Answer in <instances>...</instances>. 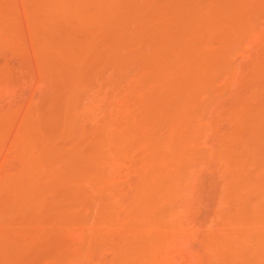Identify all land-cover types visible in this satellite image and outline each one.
<instances>
[{
    "label": "rangeland",
    "instance_id": "obj_1",
    "mask_svg": "<svg viewBox=\"0 0 264 264\" xmlns=\"http://www.w3.org/2000/svg\"><path fill=\"white\" fill-rule=\"evenodd\" d=\"M84 1L0 0V264H252L264 0Z\"/></svg>",
    "mask_w": 264,
    "mask_h": 264
},
{
    "label": "bare ground",
    "instance_id": "obj_2",
    "mask_svg": "<svg viewBox=\"0 0 264 264\" xmlns=\"http://www.w3.org/2000/svg\"><path fill=\"white\" fill-rule=\"evenodd\" d=\"M46 1H47V0H46ZM83 1H84V0H54V3H53V2L50 3V6H51V4H53V9H54V10H53L52 12L54 13V15H55V13H56L57 15H62V16H64L63 19H65V17H69V18L72 17V18H73V17H75V16H78V13H79V6H80V4H81ZM84 2H85V1H84ZM46 3H47V2H46ZM47 4H49V1H48ZM47 4H45V5H47ZM99 4H100V3H99ZM108 5H109V4H108ZM110 5H111V4H110ZM85 6H86V5H85ZM46 7H47V6H46ZM110 7H111V6H110ZM112 7H113V6H112ZM51 8H52V7H51ZM44 9H46V8H44ZM50 12H51V11H50ZM81 13H82V12H81ZM84 14H85V13H84ZM81 16H82V15H81ZM72 18H71V20H72ZM79 18H80V17H79ZM79 18H78V19H79ZM82 19H83V18H82ZM56 20H57V19H56ZM58 21H59V20H58ZM83 22H84V21H83ZM66 44H67V43H65V45H66ZM63 46H64V45H63ZM69 47H70V46H69ZM64 48H65V47H64ZM66 49H67V48H66ZM56 50H58V49H56ZM69 51H70V50H69ZM72 55H73V54H72ZM73 57H74V56H73ZM156 108H157V107H156ZM161 108H162V107H161ZM153 109H155V108H153ZM158 109H159V108H158ZM155 110H156V109H155ZM163 110H164V109H163ZM160 111H162V110H160ZM160 111H158V112H160ZM154 112H155V111H154ZM154 112H152V113H154ZM163 112H167V110H166V111L164 110ZM163 112H162V117H161V118H163V116H164V115H163ZM155 114H157V113H155ZM160 114H161V112H160ZM160 114H159V115H160ZM164 114H165V113H164ZM153 115H154V114H153ZM157 115H158V114H157ZM157 115H156V118H157ZM151 117H153V116L151 115ZM151 117H150V118H151ZM158 117H159V116H158ZM164 117H165V116H164ZM159 119H160V118H159ZM163 119H164V118H163ZM167 143H168V142H167ZM170 143H171V141H170ZM170 143H168V144L170 145ZM173 143H174V142H173ZM171 144H172V143H171ZM164 145H165V144H164ZM169 145H168V146H169ZM172 145H173V144H172ZM168 146H167V147H168ZM170 146H171V145H170ZM170 146H169V147H170ZM164 148H166V145L164 146ZM228 148H229V147H228ZM228 148L226 147V149H228ZM167 149H168V148H167ZM167 149H166V150H167ZM169 149H170V148H169ZM169 149H168V150H169ZM171 149H172V148H171ZM175 149H177V148H175ZM175 149H174V151H175ZM229 149H230V148H229ZM158 150H160V149L157 148V151H158ZM166 150H165V151H166ZM153 151H154V150H153ZM158 152L160 153V151H158ZM158 152H156V153H158ZM177 152H179V151H177ZM224 152H225V151H224ZM161 153H162V154L160 155V158H157V157H156V159L159 160V161H158V164H159V162H160V164H161V159H163V158H164V160L166 159V161L170 160V158L168 159V158L163 157V152H161ZM170 153H171V152H170ZM180 153H181V152H180ZM164 155H165V154H164ZM161 157H162V158H161ZM166 157H167V156H166ZM221 157H223V156H221ZM148 158H151V159H152L151 162H149V160H148L149 165H150V163H152V161H153L154 159H153L152 157H148ZM230 158H231V157H230ZM167 159H168V160H167ZM164 160H163V162H162L163 164H164ZM171 160H172V159H171ZM148 162H147V163H148ZM153 162H154V161H153ZM156 162H157V160H156L154 163H156ZM169 162H170V161H169ZM166 163L168 164V162H166ZM163 164H161V165H163ZM167 164H164V165L167 166ZM152 165H154V164L152 163V164H151V167H152ZM161 165H160V166H161ZM156 166H157V168L159 167V165H156ZM156 166H154V168H155ZM146 167H148V166H146ZM151 167H150V169H151ZM161 167L163 168L164 166H161ZM161 167H159V169H161ZM241 168H242V167H241ZM243 168H244V167H243ZM146 169H147V168H146ZM146 169H145V170H146ZM159 169H158V170H159ZM165 169H166V168H165ZM147 170H148V169H147ZM151 170H152L151 172H153L154 169H151ZM155 170H156V169H155ZM155 170H154V172L157 171V170H156V171H155ZM237 170H239V169H237ZM240 170H242V169H240ZM160 171H161V170H160ZM143 172H144V170H143ZM143 172H142V173H143ZM154 172H153V173H150V172H149V173H150V175H151V174H154ZM158 172H159V171H158ZM158 172H156L157 174H159L158 176H160V177H161V176H162V177L165 176V175H163V174L161 175V174H160L161 172H160V173H158ZM146 173H147V172H146ZM146 173H145V174H146ZM157 174H156V175H157ZM154 175H155V174H154ZM154 175H153L152 177H154ZM244 175H246V174H244ZM142 176H143V175H142ZM144 176H145V175H144ZM144 176H143V178H144ZM147 176H148V175H147ZM158 176H155V177H158ZM246 176H247V175H246ZM149 177L151 178V176H149ZM160 177H158V178H160ZM164 178H165V177H164ZM240 178H241V177H240ZM247 178H249V177H247ZM147 179H149V178H146V181H147ZM155 179H156V178H155ZM161 179H163V178H161ZM257 179H258V178H257ZM142 180H144V179H142ZM151 180H152V178H151ZM156 180H157V179H156ZM156 180H155V181H156ZM241 180H242V179H241ZM153 181H154V180H153ZM155 181H154V182H155ZM159 181H160V180H159ZM161 181H162V180H161ZM164 181H165V179L163 180V182H164ZM246 181H247V180H246ZM258 181H259V180H258ZM143 182H144V181H143ZM163 182H161V183L164 184ZM144 183H145V182H144ZM155 183H158V181L155 182ZM166 183H167V181H166ZM166 183L164 184L165 186L163 185V186L165 187V189L167 188ZM250 183H251V182H250ZM162 184L159 183V185H161V186H162ZM243 184H245V182H244ZM243 184H242V185H243ZM144 185H145V184H144ZM246 185H247V184H246ZM249 185H250V184H249ZM253 185H254V183H253ZM253 185H251V186L254 187ZM140 186H141V185H140ZM152 186H154V184H153ZM234 186H235L234 188H236L237 185H234ZM142 187H144V186H142ZM164 187H163V188H164ZM163 188L161 189L162 192L164 191ZM244 188H245V187H244ZM247 188H248V187H247ZM250 188H251V187H250ZM248 189H249V188H248ZM251 189H252V188H251ZM254 189H255V188H254ZM145 190H146V188H145ZM158 190H159V189H158ZM236 190H237V189H236ZM238 190H239V189H238ZM245 190H246V188H245ZM245 190H244V191H245ZM260 190H261V189H260ZM152 191H153V190H152ZM147 192H148V194H149V191H148V190L145 191L144 193L146 194ZM251 192H252V191H251ZM225 193H227V192H225ZM236 193H237V192H236ZM145 194H144V195H145ZM155 194H156V193H155ZM159 194H160V193H159ZM159 194H158V195L156 194L155 196L158 197ZM164 194H165V191H164ZM164 194H163V195H164ZM223 194H224V193H223ZM223 194H222V195H223ZM254 194H255V193H254ZM153 195H154V193H153ZM161 195H162V194H161ZM166 195H168V193H166ZM166 195H165V196H166ZM222 195L220 196V198L222 197L221 199L224 200V199H223L224 196H222ZM249 195H250V194H249ZM145 196H146V195H145ZM147 197H148V196H147ZM159 197H160V196H159ZM166 197H167V196H166ZM162 198H165V197H162ZM162 198H161V199H162ZM167 198H168V197H167ZM167 198H165V199H167ZM226 198H227V197H226ZM232 198H233V197H232ZM235 198L238 199V196L235 197ZM161 199H160V200H161ZM144 200H145V199H144ZM146 200H147V199H146ZM227 200H228V199H227ZM135 201H136V200H135ZM162 201H164V200H162ZM224 201H225V200H224ZM137 202H138V201H137ZM137 202H135V203H137ZM141 202L144 203V201H140L139 203H141ZM145 202H146V201H145ZM150 202H151V201H150ZM150 202H148V203L150 204ZM219 202H220V201H219ZM222 202H223V201H222ZM228 202H229V201H228ZM259 202H260V201H259ZM154 203H155V202H154ZM156 203H157V202H156ZM156 203H155V205H156ZM137 204H138V203H137ZM157 204H158V203H157ZM250 204H251V203H250ZM257 204H258V203H257ZM145 205L147 206V203L144 204V206H145ZM150 205H151V204H150ZM150 205L148 206L149 208H150ZM152 205H153V206H151V207H154V204H153V203H152ZM254 205H256V204L254 203L253 206H254ZM258 205H259V204H258ZM138 206H139V205H138ZM141 206H142V207H141ZM146 206H145V207H146ZM259 206H260V205H259ZM140 207L143 209V205L140 204ZM145 207H144V209H145ZM256 207H258V206L256 205ZM136 208H137V207H136ZM156 208H157V207H156ZM156 208L154 207V209H156ZM254 208H255V207H254ZM262 208H264V207H262ZM147 209H148V208H146V210H147ZM157 209H158V208H157ZM146 210H145V211H146ZM149 210H150V209H149ZM152 210H153V209H152ZM152 210H150V211H152ZM137 211H138V210H137ZM156 211H157V210H156ZM167 211H168V210H167ZM257 211H258V210H257ZM146 212H147V211H146ZM146 212H144V213H146ZM152 212H153V211H152ZM240 212H241V211H240ZM242 212H243V210H242ZM250 212H251V210H250ZM255 212H256V211H255ZM258 212H259V211H258ZM137 213H138V212H137ZM140 213H141V212H140ZM142 213H143V212H142ZM244 213H245V211H244ZM138 214H139V213H138ZM150 214H152V213H150ZM252 214H253V213H252ZM242 215H243V213H242ZM249 215H250V214H249ZM249 215H248V216H249ZM253 216H254V215H253ZM253 216H252V217H253ZM261 216H264V215H261ZM146 217H147V216H146ZM146 217H145V218H146ZM236 217H237V216H236ZM246 217H247V216H246ZM246 217H245V218H246ZM250 217H251V216H250ZM239 218H240V216H239ZM254 218H257V214H256V217H254ZM140 219H141V218H140ZM147 219H148V218H147ZM136 220H137V223H136V224L138 225V219H136ZM141 220H142L141 223H143L144 218L141 219ZM141 220H139V221H141ZM233 220H234V219H233ZM150 221H151V220H150ZM229 221H230V220H229ZM235 221H236V220H235ZM242 221H243V222H241L242 225L239 226V227L242 229V230L239 229V231L241 230V233L238 231L240 234H239V233H238V235L235 234L236 236H234V237H233V235H234V234H233V235H232V238H236V237L244 236L245 233L247 234V233H249L248 231H250V230L253 231V230L256 228L257 222H256L255 220H254V221H253V220H250V222H246V221L243 219ZM244 221H245V223H244ZM135 222H136V221H135ZM144 222H146V223H144V224H146V226H147V222H148V220H146V221H144ZM230 222H231V221H230ZM149 223H150V222H149ZM139 224H140V222H139ZM239 224H240V222H239ZM260 225H261V224H260ZM140 226H141V225H140ZM242 226H243V228H242ZM259 227H260V226H259ZM261 228H264V227H261ZM261 228H259V229H261ZM256 229H257V228H256ZM256 229H255V230H256ZM229 231H230V230H229ZM252 231H251V233H252ZM260 231H261V230H260ZM224 232H225V231H224ZM226 232H227V231H226ZM255 232H256V231H255ZM261 232H262V231H261ZM232 233H233V232H232ZM256 233H257V232H256ZM221 234H222V233H221ZM227 234H228V232H227ZM242 234H243V235H242ZM258 235H259V234H258ZM219 237H220V236H219ZM229 237H230V236H229ZM254 237H256V235H255ZM242 238H243V237H242ZM223 239H224V238H223ZM223 239H222V240H223ZM247 239H248V238H247ZM254 239H255V238H254ZM258 239H259V238H257V239L254 240V241L256 242V243H254V244H256V245H255V248H254V251H252V253H251L250 256H247V257H249V258H248V262H251L252 264H264V239H262V240H261V238H260L259 240H258ZM166 240H167V239H166ZM232 240H233V239H232ZM234 240H235V239H234ZM237 240H238V239H237ZM216 241H217V240H216ZM226 241H227V240H226ZM229 241H230V240H229ZM246 241H247V240H246ZM261 241H262V242H261ZM222 242H223V241H222ZM232 242H233V241H232ZM232 242H231V243H232ZM163 243H164V242H163ZM167 243H168V242H167ZM216 243H217V242H216ZM234 243L236 244V242H234ZM246 243H247V242H246ZM248 243H249V242H248ZM143 244H144V243H143ZM131 245H132V244H131ZM139 245L143 246L142 244H139ZM139 245H138V246H139ZM231 245H232V244H231ZM238 245H239V244H238ZM252 245H253V244H252ZM252 245H251V246H252ZM141 246H139V248H141ZM144 246H145V245H144ZM160 246H161V245H160ZM229 246H230V245H229ZM232 246H233V245H232ZM130 247L133 248L134 246H130ZM216 247H218V245H217ZM225 247H226V246H225ZM134 248H135V247H134ZM134 248H133V250H135ZM136 248H137V247H136ZM142 248H144V247H142ZM142 248H141L140 250H144V249H142ZM146 248H147V247H146ZM146 248H145V249H146ZM226 248H228V247H226ZM234 248H236V247H234ZM234 248L231 249V251H232V250L235 251ZM245 248H246V247H245ZM128 249L130 250L129 247H128ZM148 249H149V248H148ZM220 249H221V248H220ZM228 249H229V248H228ZM133 250H132V251H133ZM236 250H237V249H236ZM132 251H130V252L132 253ZM136 251H137V250H135V252H136ZM148 251H150V250H148ZM148 251H147V252H148ZM152 251H153V248H152ZM152 251H151V252H148V253H150V255L147 256V257H149V258H151V257L155 258L154 256H151ZM160 251H161V249H160ZM135 252H134V254L137 253V252H136V253H135ZM141 252H143V251H141ZM147 252H146V253H147ZM155 252H156V249H155ZM155 252L153 253V255H155ZM235 252H236V251H235ZM237 252H238V251H237ZM237 252H236V253H237ZM144 253H145V252H144ZM144 253H143V254H144ZM156 253H157V252H156ZM159 253H160V252H159ZM140 254H142V253H140ZM220 254H221V253H220ZM159 255H160V254H159ZM228 255H229V254H228ZM132 256H133V255H132ZM134 256H135V255H134ZM134 256H133V257H134ZM139 256H140V255H139ZM144 256H145V254H144ZM144 256L142 255V256H140V257H144ZM157 256H158V255H157ZM157 256H156V257H157ZM133 257H132V259H134ZM140 257H139V258H140ZM147 257H146V259H147ZM241 257H242V256H241ZM241 257H239L238 259H241ZM132 259H131V260H132ZM141 259L144 260L143 258H141ZM141 259L138 260V256H137V260H138V262H135V264H136V263H137V264H138V263H141V262H142ZM245 259H246V257H245ZM245 259L243 258L242 260L244 261ZM152 260H153V259H152ZM152 260H151V261H152ZM242 260H241V261H242ZM134 261H136V260H134ZM139 261H141V262H139ZM153 261H154V260H153ZM156 261L159 263L161 260H159V261L156 260ZM156 261H155V262H156ZM248 262H247V263H248ZM147 263L150 264L151 262H148V261H147ZM230 263H231V262H230ZM144 264H145V260H144ZM159 264H160V263H159Z\"/></svg>",
    "mask_w": 264,
    "mask_h": 264
}]
</instances>
